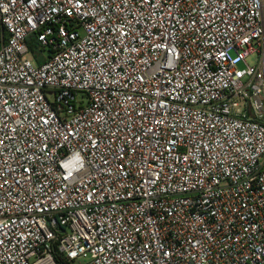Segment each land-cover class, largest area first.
<instances>
[{
  "label": "built area",
  "instance_id": "obj_1",
  "mask_svg": "<svg viewBox=\"0 0 264 264\" xmlns=\"http://www.w3.org/2000/svg\"><path fill=\"white\" fill-rule=\"evenodd\" d=\"M0 264H264V0H0Z\"/></svg>",
  "mask_w": 264,
  "mask_h": 264
},
{
  "label": "rangeland",
  "instance_id": "obj_2",
  "mask_svg": "<svg viewBox=\"0 0 264 264\" xmlns=\"http://www.w3.org/2000/svg\"><path fill=\"white\" fill-rule=\"evenodd\" d=\"M32 50H33V56H35L36 58H40V57L45 55V53H43V52L40 53L39 50H37L35 47H33ZM255 60H256V57L252 58L251 60H249L248 63L250 65H254L255 64V62H254ZM243 68H244V66H240V69H243Z\"/></svg>",
  "mask_w": 264,
  "mask_h": 264
}]
</instances>
